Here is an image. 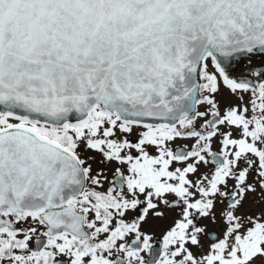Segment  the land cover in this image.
Returning <instances> with one entry per match:
<instances>
[{"label": "snow or ice", "instance_id": "6c2138e0", "mask_svg": "<svg viewBox=\"0 0 264 264\" xmlns=\"http://www.w3.org/2000/svg\"><path fill=\"white\" fill-rule=\"evenodd\" d=\"M0 264H264V0H0Z\"/></svg>", "mask_w": 264, "mask_h": 264}]
</instances>
